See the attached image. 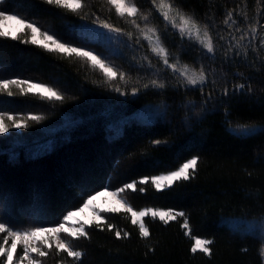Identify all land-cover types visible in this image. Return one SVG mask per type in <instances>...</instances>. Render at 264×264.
Here are the masks:
<instances>
[{
    "label": "trees",
    "instance_id": "1",
    "mask_svg": "<svg viewBox=\"0 0 264 264\" xmlns=\"http://www.w3.org/2000/svg\"><path fill=\"white\" fill-rule=\"evenodd\" d=\"M130 1L139 9L135 17H121L108 0H81L82 8L75 11L46 0H0V11L33 23L63 43L93 52L117 71L109 80L87 58L33 44L29 29L15 40L0 36V79L49 85L64 97L49 101L26 85L21 86L26 94L16 86L11 88L12 96L0 92V113L17 119L43 117L39 122L28 120V127L12 133L21 134L17 145L9 143L12 138L0 137V219L17 230L57 226L89 195L168 173L197 157V167L187 181L160 191L150 181L137 183L143 192L120 193L136 210L171 209L184 216L167 223L147 216L149 235L141 237L130 213L106 212L103 221L86 227L88 238L74 239L64 233L73 249L84 253L80 261L58 252L54 242L51 249L39 242L48 255L33 253L32 257L41 264H262L264 47L258 38L246 35L241 41L240 36L256 20H260L255 24L258 34L263 33L264 0H173L184 13L209 26L216 47L214 60L199 45L181 40L152 0ZM229 10L236 20L231 28L223 23ZM133 20L140 29L145 25L157 29L171 62L179 57L182 64L197 70L203 67L206 84L189 86L159 60L153 58L158 61L155 65L143 62L135 46L146 41ZM101 22L128 37V55L122 47L112 50L101 39H87L89 27ZM120 72L126 73L125 80ZM153 79L165 87H152ZM240 83L246 87L233 94L234 85ZM185 219L190 235L182 227ZM233 219L250 221L253 230L233 225ZM116 230L121 231L119 239ZM4 235L0 234V242ZM195 237L213 241L210 256L191 251ZM18 250L21 253L22 245Z\"/></svg>",
    "mask_w": 264,
    "mask_h": 264
},
{
    "label": "snow or ice",
    "instance_id": "2",
    "mask_svg": "<svg viewBox=\"0 0 264 264\" xmlns=\"http://www.w3.org/2000/svg\"><path fill=\"white\" fill-rule=\"evenodd\" d=\"M109 4H113L116 7L118 14L123 17L125 12L129 16L135 17L139 13V9L134 3H125V0H120L119 3H116V0H108ZM46 3L49 5H55L57 7L68 8L69 5L65 2V0H46ZM152 4L156 11L159 12L160 16L163 18V21L166 22L167 25H170L173 30H177L181 40L185 37L192 43H198L200 48L203 50L205 54L208 55L209 58L215 59L216 47L213 41L212 34L209 31V26L207 24H200L194 17V15H188L184 13L180 8L176 7L173 3V0H152ZM81 0H75V7L73 10L75 11L78 8H82ZM121 6H123L124 11H120ZM142 18L147 21L148 16L142 15ZM0 19H12L16 20L18 23L24 25V28L29 29L33 34L31 43H37L35 39V35L39 34L44 40L51 42L52 45H55L57 50H62L64 52L76 53L80 57L87 58L88 60L93 62V66H99L108 77L109 80L114 79L117 76V71L104 60L97 55H94L90 51H85L81 48L71 47L63 42H61L54 35L49 34L48 32L41 31L38 26L33 23L24 20L23 18L17 17L15 15L6 16L4 12L0 11ZM245 20H247V16L245 15ZM229 21H231V25H229ZM225 25H228L229 28L236 24V20L233 18V10H229L226 14L225 19L223 20ZM260 23V20H256L254 24H250L248 27V32L242 33L240 36V40L242 41L246 35L251 36L254 40L256 39L257 29L255 24ZM134 26L141 31L143 39L148 41V46L150 51L158 58L160 62H162L165 69H170L171 72L178 78L182 79V82H186L189 86H197L204 85L207 82L206 72L203 67L199 70L190 67L187 64H182L179 57L175 59L174 62H170L169 60V51L164 46L161 37L155 27H148L145 25L144 29H140V26L135 23L133 20ZM101 26L107 28L109 31L120 32V29L114 28L112 25L107 22H101ZM237 31H240L237 28ZM8 33L0 32V36H7ZM131 35V34H129ZM13 40L18 39L17 36L11 37ZM222 40L223 37H220ZM25 43L29 41L27 39L24 40ZM261 46L264 47V36L261 37ZM44 47H48L47 44ZM236 48H241L239 41L236 43ZM52 50V49H49ZM255 50V49H254ZM239 55V53H237ZM244 55L247 56L246 50L244 51ZM149 66L151 64L149 63ZM242 75V74H241ZM119 77L121 80H125L126 73L120 72ZM152 87L155 88H164L165 84L159 82L156 79L150 81ZM22 85H26L28 89H37L40 93L43 94V98L49 101L57 100L63 101L64 97L61 95L59 91H57L54 87L49 85H43L40 83H30L27 80L21 79H0V92H7L8 96H12L14 93L11 91L12 86H16L20 88V91L26 94L25 89L21 87ZM145 88L149 87V84L144 85ZM246 87L244 83L236 84L233 88V94L236 91L243 90ZM249 90H250V86ZM119 91V89H116ZM203 92V87L199 89ZM136 91L135 89L133 90ZM229 90L227 88L224 89V95H228ZM43 117L38 115H31L27 117H21L17 119V117L13 115H9L8 113H0V134L7 133L9 128H26L28 127V120L39 122ZM10 122V123H9ZM156 144L161 143L160 141H155ZM198 163L197 157H192L188 159L186 162L182 163L177 169L168 172L167 174L155 175V176H145L140 178L138 181H132L126 183L123 187L118 188L117 190L111 191L110 195L113 197L119 196L120 193L124 192L125 189H131L133 191H141L143 192L144 188L137 189V183L144 185L148 184L149 181L152 185L155 186L157 191L163 190L164 188L173 186L174 182L177 181H187L191 178L192 173L195 171ZM96 195H99L97 193ZM96 199V196L89 195L88 199L85 200L82 204V207H79L75 211H68L66 215L63 216V221L60 222L57 226L53 227H32L25 230H17L15 229L11 223L7 220L0 219V234L4 235L3 241L0 242V258H3L0 261V264H13L14 258H16V248L17 241H20L23 244V255H20L17 261V264H24L27 261V264H41L39 260H35L31 258L32 252H35L40 257H45L48 255L47 252L42 251L41 248L37 245L36 241L33 239L37 235H44L47 237L40 243L48 246L49 249L52 247V243H55V247L58 250H62L67 253L68 257L74 258L75 261H80L84 253L79 250H74L71 243L67 240L61 238L62 232H67L68 235L74 239H79L81 237L88 238V233L85 231L84 225L80 224L78 228L69 225L68 228L65 227L67 221L72 220L78 212H82L85 208H89L92 202ZM118 203L125 209V212L130 213L133 217L132 223L139 224V231L141 237H147L149 235V231L145 226L143 220L141 218L152 216L153 218L159 217L161 221L165 223L168 220H174L178 216H184L183 212H178L174 210H162L155 208H144L142 210L134 209L127 200H118ZM94 215L97 219H100V213L95 209H92ZM108 211H116V209H108ZM183 228L188 229L186 235H190L189 223L188 220L185 219L182 225ZM113 226L111 224L108 225V229L111 231ZM69 229H72L69 231ZM103 230V229H101ZM116 237L121 238V231L116 230ZM128 234L124 233L126 237ZM11 239L12 243L9 245V240ZM194 245L191 248L193 253L199 250L202 253L207 255H211V251L209 245L213 243V241L208 239L194 238ZM264 245V242H262ZM260 256L262 260V264H264V246L260 249Z\"/></svg>",
    "mask_w": 264,
    "mask_h": 264
},
{
    "label": "rangeland",
    "instance_id": "3",
    "mask_svg": "<svg viewBox=\"0 0 264 264\" xmlns=\"http://www.w3.org/2000/svg\"><path fill=\"white\" fill-rule=\"evenodd\" d=\"M65 2L70 7H72V8L75 7V0H65ZM119 2H120V0H116V3H119ZM125 3H132V2L130 0H125ZM120 11H124L123 6H121ZM125 14H127V12H125ZM5 15L6 16H11L13 14H5ZM15 16H17V15H15ZM17 17H19V16H17ZM0 29L2 30V32L8 33L10 36H16L17 34H19L21 31L25 30L26 28H24V25L21 24V23H18L16 20L0 19ZM44 32H47V31H44ZM49 34H51V33H49ZM88 34H89V37L87 39H90V40L91 39H93V40L101 39L102 42H104V45L105 46H109V48L112 49V50H117L120 47H122V48H124L126 50L127 55L130 52V48H131L130 40L128 39V37L122 36L124 34H122L121 32L109 31L107 28H104L102 26H91L88 29ZM262 36H264V31L261 34H258V32L256 33V38H258L259 41H261V37ZM35 39L40 44H43V45L47 44L48 48L56 49L55 45H52L51 42L44 40L39 34L35 35ZM185 39L187 41H189L187 39V37H185ZM144 41H146V40H144ZM189 42H191V41H189ZM65 44H67V43H65ZM196 44L199 45L198 43H196ZM260 44H261V42H260ZM67 45H69L71 47H75V46L70 45V44H67ZM77 48H79V47H77ZM81 49H83V48H81ZM138 49H141L142 51L138 52ZM83 50H85V49H83ZM135 50H136L137 54H140V56L144 57L143 62L147 63V61H151L153 65H155L158 62V61H153V58L156 59V60H158V58L150 51V48L148 46V41H146V44L141 43L139 48L135 46ZM85 51H88V50H85ZM148 53L150 54V56H149ZM94 55H96V54H94ZM29 90L43 95L37 89H29ZM20 131H21L20 128L19 129H17V128H9L8 132L0 134V137L1 138H4V137L5 138H12V139L9 140V143L11 145H17L20 142L18 140L21 138L20 137L21 134L13 136L12 133H20ZM164 174H167V173H164ZM159 175H161V174H159ZM111 191H114V189L107 188L105 190H102V191L98 192L99 195H96L97 193L93 194L94 196H96V199L92 202L91 206L89 208H85L82 212H78L77 215L72 220H69V221L66 222L65 227L68 228L69 225H72L73 227L78 228L80 224H83L84 228L86 229V227L91 225L92 223L103 221L104 220V214L106 212H111V211H108V209H116V211L125 210L118 203V200H122V199L126 200V199L123 198L121 196V194H119V196H117V197H113L112 195H110ZM92 209H95L96 211H98L100 213V219L96 218V216L94 215ZM75 210H77V209H75ZM75 210H72V211H75ZM162 210H171V209H162ZM145 218L146 217L141 218L143 220V222H144ZM155 218L159 219V217H155ZM231 223L233 225H239V223H240L239 226L241 228H243L244 230H246V231H252L253 230V224L250 221H245V220H241V219L240 220L239 219H233L231 221ZM144 224H145V222H144ZM254 229H256L255 226H254ZM71 230L72 229H69V231H71ZM260 230H261V228H260ZM262 231L264 233V227H262ZM64 233H67V232H62L60 234L62 239H64V236H65ZM46 238L47 237H45L44 235H37L33 239L36 241V243L38 245L39 242L43 241ZM195 238H200V237H195ZM201 239H205V238H201ZM11 243H12V241L10 239L8 246H10ZM20 245H22V247H23V244L20 241H17V248L15 250L16 253H17V256H16V258H14L13 264H17L19 256L23 255V250L21 251V253L18 250V247H20ZM197 251H199V250H197ZM33 253H35V252H32V254H31V258L32 259H34L32 257ZM24 264H27V261H25Z\"/></svg>",
    "mask_w": 264,
    "mask_h": 264
}]
</instances>
